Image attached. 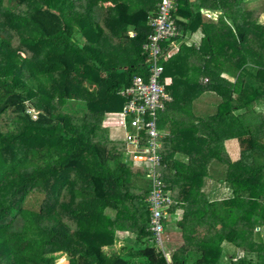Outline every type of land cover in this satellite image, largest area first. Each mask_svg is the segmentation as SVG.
Here are the masks:
<instances>
[{"label": "trees", "instance_id": "obj_1", "mask_svg": "<svg viewBox=\"0 0 264 264\" xmlns=\"http://www.w3.org/2000/svg\"><path fill=\"white\" fill-rule=\"evenodd\" d=\"M158 2L0 0V264H219L239 252L237 264H264V137L249 135L264 132V113L253 114L264 101V0H175L169 50L197 30L202 37L198 47L182 43L175 56H160L172 97L156 116L160 172L176 203L169 213L183 210L175 227L182 244L167 251L169 262L148 229L146 164L124 158L128 146L107 118L123 110L119 91L144 78ZM191 61L199 68L187 69ZM205 92L221 99L216 113L186 119ZM170 126L183 129L177 138L163 136ZM216 126L246 128L253 149L225 163L229 195L200 206L190 197L218 160L202 144L227 137ZM138 138L148 144L145 130ZM173 142L191 148L173 155ZM249 225L261 258L243 246ZM124 231L132 238L120 239Z\"/></svg>", "mask_w": 264, "mask_h": 264}, {"label": "built area", "instance_id": "obj_2", "mask_svg": "<svg viewBox=\"0 0 264 264\" xmlns=\"http://www.w3.org/2000/svg\"><path fill=\"white\" fill-rule=\"evenodd\" d=\"M176 10L175 0H159L156 13L149 19L150 33L143 43V52L147 54L144 78L134 76L131 85L119 91L125 99L122 112L109 114L111 128H121L122 137L132 151L130 157L135 162L146 164V179L150 182L151 214L148 229L153 234L156 245L169 262L168 252L163 248L162 233L165 224L172 217L168 208L176 203L166 194V186L161 178L162 158L159 154L161 143L156 127V116L165 106L172 102V97L166 91L169 85L167 79H162L163 65L160 56L173 55L168 47L174 45L178 35L173 12ZM166 56V57H167ZM35 118V115L32 116ZM145 130L148 144L140 146L139 132ZM138 135V136H137ZM127 152V151H126ZM127 159V158H126ZM169 264V263H168Z\"/></svg>", "mask_w": 264, "mask_h": 264}, {"label": "crops", "instance_id": "obj_3", "mask_svg": "<svg viewBox=\"0 0 264 264\" xmlns=\"http://www.w3.org/2000/svg\"><path fill=\"white\" fill-rule=\"evenodd\" d=\"M201 37H202V35H201L200 31L197 30L195 33L187 34L184 37L183 41H177L178 48L172 49L174 56L178 52V49L182 43H185L186 45H193L195 47H198ZM190 65H192V67H194V70L199 68V65H197L196 61H191L187 65V69H189ZM224 78L229 79L230 81H233V80H231V78L228 75H224ZM207 94H210L209 101L205 100V98L208 97ZM220 101H221V99L213 92L203 93L198 98L192 100L191 107L187 108V110H190V113L189 112L186 113V119H189V120H191V119H195V120L196 119H203L204 117H208V116L215 114L217 111V108L219 106ZM192 106L193 107L195 106L194 110H196V111L193 110ZM116 113L117 112L107 113V114H116ZM239 113H242V111L234 112V115H237ZM257 113H259V112L256 111L255 115ZM171 116H172L171 112H169L168 117H171ZM168 128H169V130H165V132L163 134V136H165V138H169V137L173 138L174 136H175V138H177L176 135H180L182 130H183L182 129L180 132H178L177 128L175 126H173V128L171 126ZM112 129L120 130L121 128H112ZM216 132H218V134H220L218 137L223 136V135H227V137L223 140V142H213L212 144H211V142H209V143L202 144L203 148L209 147L211 145V148L214 149L215 152L217 153V159L218 160L211 161V163L209 164V166L207 168V172H208L207 177L205 178V180H203V185L200 188L199 193L190 197L193 202L198 203L200 206H205L208 203H210L211 201L219 200V199H221L220 198L221 196L225 197V196L229 195V188L226 186L225 183L222 182L223 178L226 175L227 166H228L225 163H227V162L236 163L237 161L240 160V157H241L240 154L242 151H244V150L246 151V149H249V150L253 149L251 147V145H249V147H247V145H246V138H247L246 128H244L242 132L239 131V132L231 133L228 129L225 130L222 126H216ZM161 147H162V145H161ZM167 147L169 148V150L172 151L173 155L176 154V155L181 156V154L186 155L183 153L185 150L189 151V149L191 148V145L185 146L187 149H184L183 145H179V144H177V142H173V143H168ZM179 151H181L182 153H179ZM221 185H225L226 188L220 187ZM224 197H222V198H224ZM182 215H183V210H181L179 207L174 210V212L172 214V217L176 218L173 221L174 228L176 227V224L182 220ZM262 229H264V228H262ZM118 237L120 239H124L127 237L132 238L130 233L125 232V231L124 232H118ZM261 237H263V235ZM263 239H264V237H263ZM181 244H182V242H181ZM223 246H224V248H226L228 245L224 244ZM113 251H114L113 249L112 250L108 249V253H111ZM63 259H65V258H63ZM67 264H68V262H67ZM219 264H226V263L224 261H221Z\"/></svg>", "mask_w": 264, "mask_h": 264}, {"label": "rangeland", "instance_id": "obj_4", "mask_svg": "<svg viewBox=\"0 0 264 264\" xmlns=\"http://www.w3.org/2000/svg\"><path fill=\"white\" fill-rule=\"evenodd\" d=\"M23 10H25V8H23V7H19L17 10H16V12H19V13H21ZM260 21L261 22H263L264 23V17H261V19H260ZM178 48V46H177V43H176V45L174 46V49H177ZM18 62H20L19 60H17ZM205 80V81H204ZM204 83H206V82H208L207 81V78H203V80H202ZM208 95V97L207 98H205V100L206 101H209V99H210V94H207ZM194 105V104H193ZM192 108H193V110H194V108H195V106L193 107L192 106ZM194 111H196V110H194ZM254 112H253V114L254 113H256V111L257 112H262V113H264V101H260V102H258L257 104H255V108H254V110H253ZM240 114V113H239ZM257 115V114H256ZM251 116V114H248V117H250ZM252 121V120H251ZM115 133H116V135L118 136V137H120L121 139H122V130H119V132L118 131H115ZM255 134H257V135H259L260 137H264V132L263 131H254V134L252 135V134H249L253 139L254 138H259L260 139V137L259 136H256ZM261 140V139H260ZM246 145H247V140H246ZM131 150L129 149V151H127V152H125L124 153V158H128V157H130V154H131ZM132 155V154H131ZM206 178V177H205ZM205 178H204V180H205ZM224 179V178H223ZM220 187H222V188H226V186L225 185H221ZM222 190V189H221ZM220 190V191H221ZM222 197H224V196H221L220 198H222ZM176 218H174V220H175ZM174 220H172V219H170L169 221H168V223L166 224L167 225V228H169L168 230H166L164 233H162V240H163V248H164V250L165 251H169V250H173V249H177V248H179V247H181V242H182V240H181V238H180V236L178 235L179 233L176 231V229L174 228V223H173V221ZM165 225V226H166ZM240 229H242V230H245L246 231V225H242V226H240ZM247 230H248V232L246 233V240H245V242L243 243V246H244V248L246 249V250H251V251H254L255 250V252H257L259 255H260V258H261V254H260V251H259V249H261V244H259L258 242H256L254 239H253V231L255 232V230H257V228H255L254 229V227H253V225H249L248 226V228H247ZM263 235V237H264V229H262L261 230V236ZM151 246H153L154 248H156L155 247V245L153 244V243H151L150 244ZM171 248V249H170ZM244 254H243V252H239V254H238V256H237V254L235 253V254H232V255H228V256H226L225 258H224V262L226 263V264H237L240 260H241V258L242 257H244L243 256ZM138 262H140V260H136L135 261V263H138ZM55 264H67V261L65 260V259H63V257H62V259L61 260H58Z\"/></svg>", "mask_w": 264, "mask_h": 264}]
</instances>
